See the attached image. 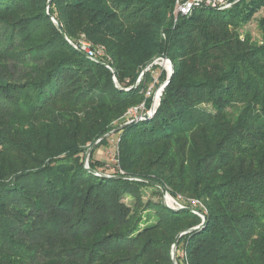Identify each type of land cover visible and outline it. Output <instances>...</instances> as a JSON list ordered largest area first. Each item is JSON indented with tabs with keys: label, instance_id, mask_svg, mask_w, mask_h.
<instances>
[{
	"label": "trees",
	"instance_id": "obj_1",
	"mask_svg": "<svg viewBox=\"0 0 264 264\" xmlns=\"http://www.w3.org/2000/svg\"><path fill=\"white\" fill-rule=\"evenodd\" d=\"M173 3L0 0V264H174L182 232L177 264H264V0L175 22ZM161 54L155 114L122 120ZM112 129L124 173L105 176L81 153ZM152 182L191 209L144 200Z\"/></svg>",
	"mask_w": 264,
	"mask_h": 264
},
{
	"label": "rangeland",
	"instance_id": "obj_2",
	"mask_svg": "<svg viewBox=\"0 0 264 264\" xmlns=\"http://www.w3.org/2000/svg\"><path fill=\"white\" fill-rule=\"evenodd\" d=\"M260 15H261V12L256 14L255 18L252 19L243 28V31H242V32H244V31L250 32L253 39L256 41H260L262 38L261 31L257 25V19ZM84 43L88 47V44L86 43V41ZM84 50L86 52H88L86 49H84ZM166 64L167 63L163 59H158L155 61V63L153 65H151V68L149 67L147 69V72L151 73V75H152V80L149 82V89H153V87L155 88V83L159 82V80H161L160 79L161 77H163V76L166 77V75L168 73V67ZM142 77H143V72L139 75V77L137 78V81H139ZM113 79H114V82H117L116 77H114ZM142 111L143 110L141 108H138V109L135 107L129 108L128 111L126 112L125 116L122 118V120H129L130 118L140 119V118H142V116H141ZM117 123H119V122H117ZM117 123H116V125H117ZM119 126L120 125H117V127H119ZM116 142H117V134L115 132H113L112 134H110L108 136V140H107L106 144H100L98 147L96 146L97 144H95L93 149L95 147H97V148L95 149L94 152L92 149V151L90 152V154L87 157H86V152H82L81 156L83 158L82 162H83L84 166L89 167L88 160H89L90 156L93 155V157L95 159L105 161V164H103L101 167H99V171L104 172V173H100L101 175L110 176V175H113L112 173L123 174L124 171L119 167V164H118V148L116 146ZM85 159L87 160L86 163L84 161ZM168 195H169L168 197H169L170 201L167 199V197H164L163 195L160 196L159 193L153 194V189L145 188L144 200L152 199L153 201H159L161 199L163 201V203L166 206L170 207L171 209H179V208H187L188 207V204H187L188 200H186L182 196L178 195L177 197H174V196L170 195L169 193H168ZM125 202L130 203V199L126 198ZM197 204H199V203H196L195 205H197ZM200 206H202V205L200 204ZM144 214H145V217L149 216V218H148L149 221L154 220L153 217L155 216V214H154L153 208H148V210ZM198 214H199V216L201 215L200 212ZM171 257H172V255H171ZM175 259H176V252H175Z\"/></svg>",
	"mask_w": 264,
	"mask_h": 264
},
{
	"label": "water",
	"instance_id": "obj_3",
	"mask_svg": "<svg viewBox=\"0 0 264 264\" xmlns=\"http://www.w3.org/2000/svg\"><path fill=\"white\" fill-rule=\"evenodd\" d=\"M51 19H52L55 23L57 22V20H56L54 17H52V16H51ZM59 28L61 29V26H60V25H59ZM61 32L64 33L63 30H61ZM158 59H163V60L168 64V66H169L168 73H167L165 79H164V80H163V81H162V82L156 87V89L154 90L153 95H152V100H151L150 106H149L148 109L142 111V115H141L142 118H140V119H148V118L152 117V116L155 114V112H156V110H157V107H158L159 104H160L161 96H162V94H163V92H164V89L166 88V86H167L168 83L170 82V80H171V76H172V74H173V64L171 63V61H170V60H169L164 54H161L159 57H157V58H155L153 61H151V62H150L145 68H144L143 72L146 71L151 65H153V64L155 63V61L158 60ZM113 132H115V129H113V130H111V131L105 133V134L102 135L99 139L95 140V141L89 146V148L87 149V151H86V157L90 154V152L92 151L94 145H95V144H96L101 138L107 137V136H109L110 134H112ZM84 161H85V163L87 162L86 159H85ZM86 168H88V166H86ZM150 182H151V181H150ZM152 183H154L156 186H158V187L161 189L162 195H163L164 197L169 196V195H168V191H167V189H166L163 185H161V184H159V183H157V182H152ZM187 209H191V208L187 207ZM197 213H198V212H197ZM198 215H199V214H198ZM200 217L202 218V222H201L200 225H198V226H201V225L203 224L204 220H205L204 215L201 214ZM194 228H195V227L190 228V229H188V230L185 231V232L191 231V230H193ZM182 233H184V232H182ZM182 233H180V234L176 237V239H175V241H174V244H173V246H172V250H171V255H172V257H171V258H172V261H173L174 264H177V263H176V259H175V252H176V244H177V240H178V237H179Z\"/></svg>",
	"mask_w": 264,
	"mask_h": 264
},
{
	"label": "built area",
	"instance_id": "obj_4",
	"mask_svg": "<svg viewBox=\"0 0 264 264\" xmlns=\"http://www.w3.org/2000/svg\"><path fill=\"white\" fill-rule=\"evenodd\" d=\"M236 1L237 0H174L170 16L175 22L181 16L190 15L192 11L198 7H209L216 10H226L229 9ZM82 48L83 50L86 49L88 53H92L84 42ZM135 108H141L143 110V105ZM192 203L196 204L198 201L192 200Z\"/></svg>",
	"mask_w": 264,
	"mask_h": 264
},
{
	"label": "bare ground",
	"instance_id": "obj_5",
	"mask_svg": "<svg viewBox=\"0 0 264 264\" xmlns=\"http://www.w3.org/2000/svg\"><path fill=\"white\" fill-rule=\"evenodd\" d=\"M167 65V67H168V69H169V66H168V64H166ZM167 199L169 200V197L167 196ZM170 201V200H169Z\"/></svg>",
	"mask_w": 264,
	"mask_h": 264
}]
</instances>
